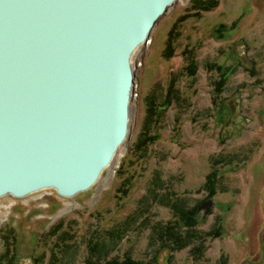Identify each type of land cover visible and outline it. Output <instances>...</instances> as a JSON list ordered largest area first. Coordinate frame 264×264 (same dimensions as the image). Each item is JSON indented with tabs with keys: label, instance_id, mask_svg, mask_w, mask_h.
<instances>
[{
	"label": "rangeland",
	"instance_id": "374dc122",
	"mask_svg": "<svg viewBox=\"0 0 264 264\" xmlns=\"http://www.w3.org/2000/svg\"><path fill=\"white\" fill-rule=\"evenodd\" d=\"M209 1L177 0L135 53L129 137L112 170L73 197L0 199V264H87L95 241L103 257L144 264H264V0L196 8ZM168 197L204 207L200 258L198 241L154 243V226L176 220Z\"/></svg>",
	"mask_w": 264,
	"mask_h": 264
},
{
	"label": "water",
	"instance_id": "95a60500",
	"mask_svg": "<svg viewBox=\"0 0 264 264\" xmlns=\"http://www.w3.org/2000/svg\"><path fill=\"white\" fill-rule=\"evenodd\" d=\"M176 1L0 0V199L100 179L129 137L135 53Z\"/></svg>",
	"mask_w": 264,
	"mask_h": 264
},
{
	"label": "trees",
	"instance_id": "16d2710c",
	"mask_svg": "<svg viewBox=\"0 0 264 264\" xmlns=\"http://www.w3.org/2000/svg\"><path fill=\"white\" fill-rule=\"evenodd\" d=\"M211 0L208 3H197L196 8L202 11H207L213 9L217 6L218 2ZM145 143V142H143ZM215 180L216 173L213 172L209 175L207 181V187L209 190L208 198L214 197L217 193L215 191ZM123 192H128L126 189ZM172 209L175 214L176 220L169 222L166 225L154 226L155 233L152 238L155 244H159L162 249H169L172 252L186 248L187 246L199 242L198 246L192 250L194 257L200 258L203 250L205 249L204 238L199 234L196 227L199 225L200 219L198 214L199 205L195 207H189L188 204L183 200H174L168 197L167 201L162 202ZM221 228L217 230L210 231L206 236L217 235L221 233ZM65 241V237L62 238ZM106 245L99 241L93 242L90 245V254L86 259L87 264H144L142 261H137L133 259L130 255H126L124 259H119L117 257L109 259L108 257H103V251H106ZM13 259V257H12Z\"/></svg>",
	"mask_w": 264,
	"mask_h": 264
},
{
	"label": "bare ground",
	"instance_id": "6f19581e",
	"mask_svg": "<svg viewBox=\"0 0 264 264\" xmlns=\"http://www.w3.org/2000/svg\"><path fill=\"white\" fill-rule=\"evenodd\" d=\"M147 44H148V42L145 43V44H143V45H141V46L137 49L136 53L139 52V51H141V49L145 48V46H146ZM117 157H118V155L116 156V158H115L113 164L110 166V167H111V170H112V168L114 167V164H115V162H116Z\"/></svg>",
	"mask_w": 264,
	"mask_h": 264
}]
</instances>
